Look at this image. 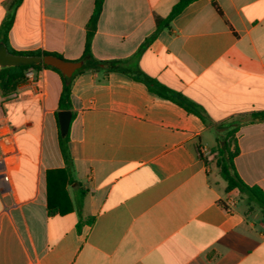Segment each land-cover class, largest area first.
<instances>
[{
	"label": "crops",
	"instance_id": "crops-1",
	"mask_svg": "<svg viewBox=\"0 0 264 264\" xmlns=\"http://www.w3.org/2000/svg\"><path fill=\"white\" fill-rule=\"evenodd\" d=\"M176 1H103L91 52L120 64L103 80L91 70L73 79L71 181L59 74L41 68L5 106L19 161L0 190V264H264V215L225 191L215 162L219 124L264 110V0H191L144 45ZM14 4L0 0L13 49L81 57L94 0ZM149 79L197 103L203 119ZM236 136L239 176L264 191V121Z\"/></svg>",
	"mask_w": 264,
	"mask_h": 264
},
{
	"label": "trees",
	"instance_id": "trees-1",
	"mask_svg": "<svg viewBox=\"0 0 264 264\" xmlns=\"http://www.w3.org/2000/svg\"><path fill=\"white\" fill-rule=\"evenodd\" d=\"M103 1L104 0H94L93 10L86 24V39L83 52L81 57L75 60L82 61L83 64L72 74V76L67 77L63 75L58 69L52 66L44 65L43 63L3 67L0 68V91L4 94L15 91L20 85L26 82L25 72L28 69H33L36 72H38V70L41 68L53 69L59 74L61 78V91L57 102L56 117L59 110H70L72 121L75 115L71 101V87L74 77L85 70H91L95 73L101 74V78L99 80H103V77L109 71L119 69V60L98 59L94 57L91 52V39L96 29V24L102 9ZM190 1L191 0H177L171 11L164 18H156V30L146 39L144 45L153 39L161 28L169 27L171 18L180 12L182 8ZM18 2H20V0H15L14 7L18 4ZM213 5L218 13L222 14L220 8L215 2H213ZM12 21L13 13L10 12V14L0 24V42H3L11 53L22 55L53 54L63 58L57 53H50L41 50L17 51L13 49L10 46L8 40V32L11 28ZM145 82L152 92H155L159 96L175 102L188 112L196 114L203 119L200 106L197 103L190 101L180 92L170 89L154 79H149ZM259 121H264V110L253 111L246 117L231 119L220 123L218 126L220 133L216 134L215 136V162L218 168V173L225 183V191L230 192L232 190H237L240 197L243 198L245 196L248 203L254 202L264 215V191L256 185L246 184L239 176L234 162L235 157L239 153L236 136L239 128L244 124ZM69 139V128L66 133L62 134L59 131L58 125L59 149L65 163V171L68 175V181H71L73 178V160L69 152ZM79 226L80 224L78 223L77 227L79 228Z\"/></svg>",
	"mask_w": 264,
	"mask_h": 264
},
{
	"label": "built area",
	"instance_id": "built-area-1",
	"mask_svg": "<svg viewBox=\"0 0 264 264\" xmlns=\"http://www.w3.org/2000/svg\"><path fill=\"white\" fill-rule=\"evenodd\" d=\"M25 76V83H37L40 79L39 73L33 69L26 70ZM20 96V86L10 93L4 94L0 91V190L3 191L10 190V173L17 168L19 161V146L16 138V129L9 121L4 108L7 104L17 101ZM207 152L208 150L206 147H198V154L200 157L205 156Z\"/></svg>",
	"mask_w": 264,
	"mask_h": 264
},
{
	"label": "water",
	"instance_id": "water-1",
	"mask_svg": "<svg viewBox=\"0 0 264 264\" xmlns=\"http://www.w3.org/2000/svg\"><path fill=\"white\" fill-rule=\"evenodd\" d=\"M43 63L58 69L63 75L70 77L79 69L82 61H71L53 54L45 55H22L11 53L3 42H0V68L18 65H33ZM59 131L64 134L67 132L70 121V110H59L57 112Z\"/></svg>",
	"mask_w": 264,
	"mask_h": 264
},
{
	"label": "rangeland",
	"instance_id": "rangeland-1",
	"mask_svg": "<svg viewBox=\"0 0 264 264\" xmlns=\"http://www.w3.org/2000/svg\"><path fill=\"white\" fill-rule=\"evenodd\" d=\"M246 197L244 196L245 204L247 205V208H255L257 205L254 202L248 203L247 200L245 199Z\"/></svg>",
	"mask_w": 264,
	"mask_h": 264
}]
</instances>
